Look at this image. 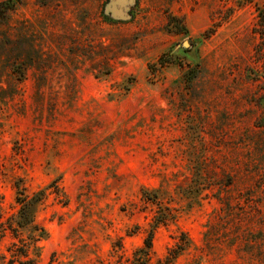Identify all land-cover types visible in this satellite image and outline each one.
<instances>
[{"label":"rangeland","instance_id":"1","mask_svg":"<svg viewBox=\"0 0 264 264\" xmlns=\"http://www.w3.org/2000/svg\"><path fill=\"white\" fill-rule=\"evenodd\" d=\"M0 5V220L46 187L33 264H132L150 230V264H264V0Z\"/></svg>","mask_w":264,"mask_h":264},{"label":"trees","instance_id":"2","mask_svg":"<svg viewBox=\"0 0 264 264\" xmlns=\"http://www.w3.org/2000/svg\"><path fill=\"white\" fill-rule=\"evenodd\" d=\"M2 7L4 8L3 10ZM11 8L12 5H0V15L6 13ZM7 66L11 74L19 76L16 77L18 79L23 76L25 66L28 65L24 64L23 66L19 67L10 62ZM10 88L11 87H9V85L3 87L0 84V99L4 98L5 96L10 97L18 90L16 87H13V89ZM20 182L21 179H18L14 183L15 202L18 205L16 214L0 220V242L6 235L11 238L10 243L6 246V250L10 252V255L5 264H15L16 262L18 264H33L40 253L41 247L38 243L47 235V231L44 226L40 222L36 221V213L38 208L46 198V187L39 188L28 193L26 192L24 185H21ZM48 186H51V184ZM154 198H156L155 193H153V199ZM159 221H162V219H160L158 216L156 217L155 222L158 223ZM186 245L187 240L185 237H181L180 241H178L175 246L168 251V256L165 258V263H168L174 259L180 253V251L185 248ZM151 246L152 231L150 230L143 239L142 246L134 250L131 263L150 264L149 259Z\"/></svg>","mask_w":264,"mask_h":264},{"label":"water","instance_id":"3","mask_svg":"<svg viewBox=\"0 0 264 264\" xmlns=\"http://www.w3.org/2000/svg\"><path fill=\"white\" fill-rule=\"evenodd\" d=\"M183 45H188V41H184L183 42Z\"/></svg>","mask_w":264,"mask_h":264}]
</instances>
